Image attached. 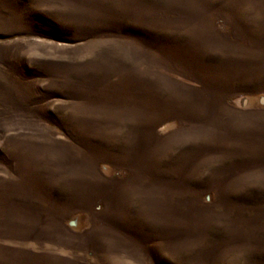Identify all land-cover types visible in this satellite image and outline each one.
Returning <instances> with one entry per match:
<instances>
[{
	"label": "rangeland",
	"instance_id": "obj_1",
	"mask_svg": "<svg viewBox=\"0 0 264 264\" xmlns=\"http://www.w3.org/2000/svg\"><path fill=\"white\" fill-rule=\"evenodd\" d=\"M0 264H264V0H0Z\"/></svg>",
	"mask_w": 264,
	"mask_h": 264
}]
</instances>
